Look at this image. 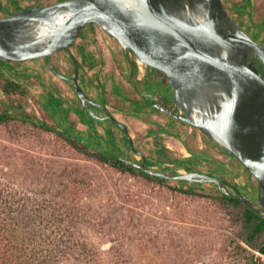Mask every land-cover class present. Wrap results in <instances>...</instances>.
<instances>
[{
    "label": "water",
    "instance_id": "95a60500",
    "mask_svg": "<svg viewBox=\"0 0 264 264\" xmlns=\"http://www.w3.org/2000/svg\"><path fill=\"white\" fill-rule=\"evenodd\" d=\"M95 23L114 36L130 63L162 71L173 88L157 92L152 103L170 116L193 125L233 153L258 179L255 195L237 183L199 170L168 174L149 165L124 122L92 98L80 83V62L72 47L85 27ZM70 54L74 72L66 75L53 63L59 51ZM44 58L67 80L82 104L97 119L111 118L127 134L143 160L125 158L144 171L166 178L211 183L264 216V44L233 16L224 0H57L0 16V61ZM94 106L104 109L98 114Z\"/></svg>",
    "mask_w": 264,
    "mask_h": 264
},
{
    "label": "trees",
    "instance_id": "16d2710c",
    "mask_svg": "<svg viewBox=\"0 0 264 264\" xmlns=\"http://www.w3.org/2000/svg\"><path fill=\"white\" fill-rule=\"evenodd\" d=\"M10 63L16 62L0 61V65ZM5 77V84L0 77V125L17 120L42 128L62 138L94 164H83L92 169V174L79 166L81 169H75L77 174L68 179L59 178L57 165H53L57 163L54 153L32 150V155L42 161L29 157L21 164L10 162V179H0V264H167L166 260L158 263L134 255L139 249L138 219L123 212L127 204L133 212L143 190L156 189L209 196L226 209L238 211L239 228L232 244V259L239 264H264L262 214L213 184L150 174L128 163L126 149L107 146V140L106 146L99 149L86 145L70 127L57 124L52 118L49 121L35 116L21 99L12 96L18 89L24 92L26 83L21 74L13 71ZM190 151L195 155L191 159H202ZM45 160H49V165ZM148 163L154 166L155 161ZM181 167L194 169L185 165L183 159H175L171 168L164 169L168 174H180ZM207 173L226 178L218 172ZM239 187L251 195L258 191L250 184Z\"/></svg>",
    "mask_w": 264,
    "mask_h": 264
},
{
    "label": "rangeland",
    "instance_id": "374dc122",
    "mask_svg": "<svg viewBox=\"0 0 264 264\" xmlns=\"http://www.w3.org/2000/svg\"><path fill=\"white\" fill-rule=\"evenodd\" d=\"M55 1L57 0H0V16L25 7ZM224 2L243 28L264 44V0H224ZM109 36L117 48L121 47L114 36ZM30 60L48 66L43 58L38 61L36 58ZM54 60L57 63V56H54ZM147 68L153 70V73L148 76V80L153 85L160 83L165 85L168 82L162 71L143 65L145 73ZM38 69L37 66L27 68L21 62L0 65L1 82L5 84L7 81L5 75H12L13 71L21 74L22 79H26L25 82L28 83L22 88L23 93L18 89L12 96L21 99L35 116L39 115L47 120L53 119L51 107L55 103H44L43 96H39L40 93L36 89L39 83L36 73ZM73 72L74 65L70 61L66 74L72 75ZM53 74L57 76L54 71ZM55 86L57 88V84ZM0 96H3L1 91ZM157 112L154 124L158 126L161 120L166 125L165 119L170 118L169 115L164 111ZM54 117L58 119L57 117L60 116L57 113ZM124 123L130 129L135 146L146 153L150 162L155 161V168L168 169L173 166L175 159H183L184 164L194 170L218 172L238 185L250 184L255 191L258 190V179L245 169L235 155L201 129L183 121L180 127L177 124H167V127L162 130L164 134L155 141L154 138H147L146 130L139 129L129 118L127 123ZM122 133L120 130L119 134ZM83 142L95 148L94 143ZM124 142L126 146L124 156H131L135 160L142 161L143 155L133 150L127 135L124 137ZM190 148L202 159H191L195 155ZM32 150L57 154V163L53 165H57L59 178L64 176L69 179L70 176L77 174L75 169L81 168L89 174L93 173L90 167L85 168L83 164L93 165L94 161L72 149L62 138L42 128L16 120L9 125H0V179H10V162L21 164L29 157L42 161L41 158L32 155ZM45 161L49 165V160ZM220 164L223 166L220 167ZM179 171L184 173L188 170L186 167H181ZM63 172L65 175L62 174ZM207 184L211 186V183ZM207 193L210 192L207 190ZM123 212L133 214L138 219L139 249L134 253L137 257L150 258L158 263L166 260L167 264H239L231 256L232 244L239 228L238 211L226 209L209 196L171 193L164 189L143 190L133 212L130 210V204L125 205Z\"/></svg>",
    "mask_w": 264,
    "mask_h": 264
},
{
    "label": "crops",
    "instance_id": "0c3cea01",
    "mask_svg": "<svg viewBox=\"0 0 264 264\" xmlns=\"http://www.w3.org/2000/svg\"><path fill=\"white\" fill-rule=\"evenodd\" d=\"M109 35L111 34L99 25L89 24L73 45L72 52L80 62V83L86 92L105 105L117 120L127 123L129 118L139 129L146 130L147 138H154L157 141L158 137L164 134L162 130L167 127V124L179 126L182 121L176 118L174 120L168 114L170 118L165 119L167 120L166 125L161 120L158 126L154 124L157 111L163 112V110H158L151 102V98L144 97L141 92L143 86L139 87L144 85L142 82L150 73H153L152 68H147L145 75V72L137 66V76L134 82L130 76V63L122 46L117 48ZM54 56H57V63L54 57L53 63L66 74V68L72 61L70 54L62 50ZM39 59L41 58L36 60ZM21 63H24L27 68L33 66L39 68L36 72L39 78L36 89L40 93L39 96H43L44 103H55L54 106L51 104V114L52 112L54 115L58 113L60 116L56 119L52 114L57 124L70 127L82 141L94 143L95 149L105 147L106 140L108 141L107 146L116 147L117 145L122 150L126 149L124 142L126 134L125 132L119 134L121 130L119 124L109 117L104 119L92 117L73 86L58 74L53 76V70L49 68V64L47 66L31 60ZM22 81L25 82L26 79ZM94 109L100 115L106 114L100 106H94ZM157 148L159 149L158 146ZM160 150L163 151V149Z\"/></svg>",
    "mask_w": 264,
    "mask_h": 264
},
{
    "label": "flooded vegetation",
    "instance_id": "af4514ba",
    "mask_svg": "<svg viewBox=\"0 0 264 264\" xmlns=\"http://www.w3.org/2000/svg\"><path fill=\"white\" fill-rule=\"evenodd\" d=\"M91 24L95 25V23H91ZM136 63H137L136 64V67H137L138 62L136 61ZM257 63H258V66L261 68V70L264 71V65L262 64V62L257 60ZM146 74L147 73H145V75ZM167 81H168V79H167ZM142 83L144 85L139 86L140 88L143 86L141 92H142L144 97L151 98V102H153V101H155V102L161 101L162 102V98L158 97L157 92H161L163 94V96H166V95L171 96L173 94V88L169 82H167L165 85L164 84L162 85V83H160V84L155 86V85H153V83L150 80H148V77H147V78H145V80ZM158 110H160V109H158ZM105 115H103V116H105ZM172 118H174V117H172ZM129 132H130V129H129ZM139 150H141V149H139ZM148 162H150V161L148 160ZM253 195H255V194H253Z\"/></svg>",
    "mask_w": 264,
    "mask_h": 264
},
{
    "label": "bare ground",
    "instance_id": "6f19581e",
    "mask_svg": "<svg viewBox=\"0 0 264 264\" xmlns=\"http://www.w3.org/2000/svg\"><path fill=\"white\" fill-rule=\"evenodd\" d=\"M138 62L140 63L142 69H143V65H146L145 63H143L142 61L138 60ZM144 70V69H143Z\"/></svg>",
    "mask_w": 264,
    "mask_h": 264
},
{
    "label": "built area",
    "instance_id": "2783aa9c",
    "mask_svg": "<svg viewBox=\"0 0 264 264\" xmlns=\"http://www.w3.org/2000/svg\"><path fill=\"white\" fill-rule=\"evenodd\" d=\"M138 66H139V68H140L141 70H143L139 62H138ZM257 253H258V252H257Z\"/></svg>",
    "mask_w": 264,
    "mask_h": 264
}]
</instances>
